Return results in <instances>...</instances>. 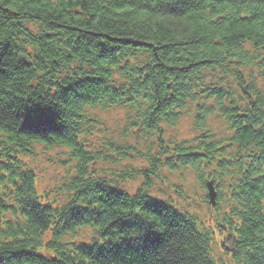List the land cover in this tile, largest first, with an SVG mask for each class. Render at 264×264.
Here are the masks:
<instances>
[{
  "label": "trees",
  "instance_id": "obj_1",
  "mask_svg": "<svg viewBox=\"0 0 264 264\" xmlns=\"http://www.w3.org/2000/svg\"><path fill=\"white\" fill-rule=\"evenodd\" d=\"M115 108L120 134L96 150ZM54 147L70 170L51 198L27 157ZM2 154L0 264H264V0H0ZM184 171L202 203L216 183L206 219L151 192ZM65 211L84 226L59 236ZM92 222L123 243L89 256Z\"/></svg>",
  "mask_w": 264,
  "mask_h": 264
},
{
  "label": "rangeland",
  "instance_id": "obj_2",
  "mask_svg": "<svg viewBox=\"0 0 264 264\" xmlns=\"http://www.w3.org/2000/svg\"><path fill=\"white\" fill-rule=\"evenodd\" d=\"M126 111L120 108H115L110 110L107 113H103L106 120L103 125L102 131L101 130H94L93 134L89 137V141L92 145H94V149L96 150H104L101 145L106 142L108 137L115 136L118 137L120 134V130L122 127V121L124 120V113ZM190 130L187 127V124L184 123L182 126H179L178 134L179 136H189ZM120 138V137H119ZM140 140V139H137ZM151 144V143H148ZM125 145V144H124ZM127 148H130L126 145ZM107 150V148H106ZM129 150V149H128ZM130 154H127V157H130ZM140 153L136 156L135 159L129 158L123 162L131 163L135 165H142L145 166L146 162H143ZM114 156H118L115 154ZM118 158V163H116V167L121 164L122 159ZM30 159L31 166L35 167L39 183L38 189L42 192V194H47L51 196V198H55L56 195H61L63 180L65 176L68 174L70 170V166L67 163L66 156L64 155V151L59 147H54L49 151L44 149H39L38 153L33 157H27ZM148 165V163H147ZM125 168V167H121ZM168 173V172H167ZM168 181H163L161 179L156 180V186L152 189V194L158 198H172L173 201L177 203L179 207L182 205L186 206L184 208H191L195 210L196 213L202 218L206 219L207 214L209 213V207L205 206L202 203V198L204 197V190L201 189V185L197 178V175L193 173V171H184L180 175V182L183 184L184 188V196L183 197H176L175 193L171 189H165L164 185H168L171 181L175 182L178 180V174L172 173L167 174ZM122 187H126L130 192H135L138 187L141 185V179H129L126 183H121ZM173 192V193H172ZM189 206V207H187ZM92 231L83 230L78 233L79 237H89L91 236ZM222 242L218 238L214 243V251L217 256L222 255L221 251Z\"/></svg>",
  "mask_w": 264,
  "mask_h": 264
},
{
  "label": "bare ground",
  "instance_id": "obj_3",
  "mask_svg": "<svg viewBox=\"0 0 264 264\" xmlns=\"http://www.w3.org/2000/svg\"><path fill=\"white\" fill-rule=\"evenodd\" d=\"M153 124L155 125L156 124V121L153 122ZM173 133V132H172ZM3 159H5V156L2 154L0 156V161ZM12 163H14V159L10 158ZM178 162H181V159L178 160ZM156 169H158V167L156 166H153V169L151 170L152 172L155 171ZM178 174V180L173 182L172 184V189H173V192L175 193L176 197H183L185 192H184V188H183V184L180 182V174L179 173H176ZM130 178H123V182L122 183H126ZM172 192V193H173ZM68 198V197H67ZM69 199V198H68ZM218 203H219V200H218V190L216 191V197H215V203H212L211 201V197L208 195L207 199H206V202L204 203L205 206H208L209 207V211L210 209H212V211H215L217 210V206H218ZM186 206L182 205L181 208H184ZM189 207V206H187ZM189 209L191 211H195L193 209H191L189 207ZM85 211H88L91 213V210L89 208H86ZM74 213L75 214H78V212L76 210H74ZM69 212L68 211H65L64 213L58 215V214H54L52 215V219L50 221V223L48 224V226L50 228H53L55 227L59 236H65V234L71 229V228H76L77 226L82 227L84 225L82 224H77L73 218H71L70 216H68ZM92 216V215H90ZM93 219V217H92ZM69 220H72L71 222V228H70V224H69ZM90 227H94L95 228V231L93 233V236L90 240L86 241V243L84 244L85 246V249H88V251L90 252L88 255L91 256V255H94L95 256V251L96 250H101V251H98V252H102L104 248H106L107 246L113 244V246H118L119 247V243L122 242L123 243V236L122 235H109V234H104L102 232H100L99 230V226L96 225L95 223H90L89 224ZM82 230H89L91 231L89 228H84ZM92 235V234H91ZM42 242H46L47 240L50 239L49 236H43L42 238ZM40 250H41V247L38 246V245H32L31 247H28L26 249V251L29 253V254H36V255H39L40 254ZM86 258H89V260H85ZM224 260V259H222ZM22 261H25V260H22ZM82 262H85V263H89L90 262V257H87L85 256L84 259L81 260ZM220 262V261H219ZM76 264H79V263H76Z\"/></svg>",
  "mask_w": 264,
  "mask_h": 264
},
{
  "label": "water",
  "instance_id": "obj_4",
  "mask_svg": "<svg viewBox=\"0 0 264 264\" xmlns=\"http://www.w3.org/2000/svg\"><path fill=\"white\" fill-rule=\"evenodd\" d=\"M208 187H209V196L211 197V201L212 203H215L216 190L213 181L208 184Z\"/></svg>",
  "mask_w": 264,
  "mask_h": 264
}]
</instances>
